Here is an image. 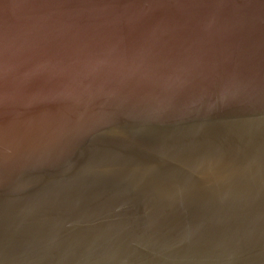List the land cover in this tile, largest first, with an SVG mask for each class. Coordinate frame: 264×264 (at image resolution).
I'll return each instance as SVG.
<instances>
[{"label":"water","instance_id":"obj_1","mask_svg":"<svg viewBox=\"0 0 264 264\" xmlns=\"http://www.w3.org/2000/svg\"><path fill=\"white\" fill-rule=\"evenodd\" d=\"M0 264H264V0H0Z\"/></svg>","mask_w":264,"mask_h":264}]
</instances>
